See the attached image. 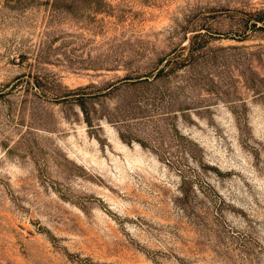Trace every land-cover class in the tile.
Returning a JSON list of instances; mask_svg holds the SVG:
<instances>
[{"label": "rangeland", "instance_id": "rangeland-1", "mask_svg": "<svg viewBox=\"0 0 264 264\" xmlns=\"http://www.w3.org/2000/svg\"><path fill=\"white\" fill-rule=\"evenodd\" d=\"M0 264H264V0H0Z\"/></svg>", "mask_w": 264, "mask_h": 264}]
</instances>
